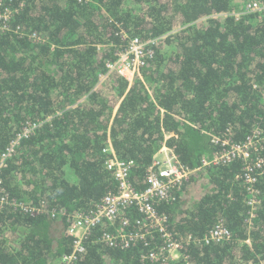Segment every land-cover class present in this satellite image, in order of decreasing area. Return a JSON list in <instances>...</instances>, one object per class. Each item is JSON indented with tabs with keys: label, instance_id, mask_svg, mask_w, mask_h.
<instances>
[{
	"label": "trees",
	"instance_id": "trees-1",
	"mask_svg": "<svg viewBox=\"0 0 264 264\" xmlns=\"http://www.w3.org/2000/svg\"><path fill=\"white\" fill-rule=\"evenodd\" d=\"M250 1L264 6V0H3L0 15L13 16L11 31L0 32V152L29 126L36 129L2 170L6 193L29 210L0 209V264H58L71 250L68 218L93 211L117 190L105 165L110 144L133 162L139 191L163 144L194 171L156 206L187 256L171 264H264V176L250 221L248 185L238 179L242 162L200 169L203 158L222 149L210 135L240 143L264 129V10L247 11ZM125 33L156 40L133 84L108 69L128 47ZM219 222L230 240L203 243ZM101 233L94 231L78 264H164L143 259L160 238L109 248L94 242Z\"/></svg>",
	"mask_w": 264,
	"mask_h": 264
},
{
	"label": "built area",
	"instance_id": "built-area-1",
	"mask_svg": "<svg viewBox=\"0 0 264 264\" xmlns=\"http://www.w3.org/2000/svg\"><path fill=\"white\" fill-rule=\"evenodd\" d=\"M77 1L83 2L84 0ZM2 3L3 0H0V6ZM19 6H24V3L21 1ZM246 7L249 12L264 10V6L258 1H252ZM12 16L11 11L1 13L0 32L11 31ZM122 37L124 40H129L128 47L117 54V59L108 64V69L109 72H115L133 84L136 78H141L142 67L147 58L153 55L151 47L156 43V40L144 42L136 36L129 37L126 33ZM35 129L36 126H29L22 135L0 152V209L11 206L25 211L29 210L24 204L12 200L6 193L1 174L9 160L18 151L22 139L28 137ZM210 136L214 143L221 145L222 149L211 158H203L200 169L231 165L235 161H241L243 169L242 175L238 179H242L248 185L249 220L252 221L256 217V205L259 201L257 186L264 176V158L262 156L264 129L255 128L247 139L240 143L229 139L227 134L225 136ZM110 146L109 151L113 156L106 161L105 165L107 171L114 174L113 178H116L114 181L119 184V188L115 192L106 194L93 211L78 212L68 218L67 235L72 240L71 250L60 257L58 264H78L87 252L88 242L98 228L102 230V233L95 238V243L103 244L109 248L130 249L139 243L146 245L149 244V240L155 241L160 238L161 243L149 250L143 256L144 260L164 264L184 261L187 256L184 254L183 243L169 231L167 216L159 213L156 206L171 200L173 192L188 181L194 171L182 163L174 150L163 144L146 171V188L139 191L132 182L133 162L117 157L112 144ZM133 211L140 216V219L135 214L131 215ZM32 212L39 214L41 209H34ZM51 213L53 217L66 215L65 211H52ZM231 236L228 227L219 222L202 239V242L207 245L215 242L224 243L229 241Z\"/></svg>",
	"mask_w": 264,
	"mask_h": 264
},
{
	"label": "bare ground",
	"instance_id": "bare-ground-1",
	"mask_svg": "<svg viewBox=\"0 0 264 264\" xmlns=\"http://www.w3.org/2000/svg\"><path fill=\"white\" fill-rule=\"evenodd\" d=\"M110 172V171H109ZM115 180H116V178H115ZM116 185H117V189L119 188V184L118 183H116ZM105 198V197H104Z\"/></svg>",
	"mask_w": 264,
	"mask_h": 264
},
{
	"label": "rangeland",
	"instance_id": "rangeland-1",
	"mask_svg": "<svg viewBox=\"0 0 264 264\" xmlns=\"http://www.w3.org/2000/svg\"><path fill=\"white\" fill-rule=\"evenodd\" d=\"M249 3H251V1H250V2H248V4H249ZM238 15H239V14H238Z\"/></svg>",
	"mask_w": 264,
	"mask_h": 264
}]
</instances>
